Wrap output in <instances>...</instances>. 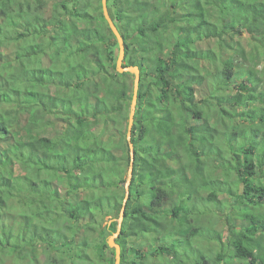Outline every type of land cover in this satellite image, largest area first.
Masks as SVG:
<instances>
[{
	"label": "trees",
	"instance_id": "1",
	"mask_svg": "<svg viewBox=\"0 0 264 264\" xmlns=\"http://www.w3.org/2000/svg\"><path fill=\"white\" fill-rule=\"evenodd\" d=\"M108 9L131 142L103 0H0V264H116L132 150L120 264H264V0Z\"/></svg>",
	"mask_w": 264,
	"mask_h": 264
},
{
	"label": "water",
	"instance_id": "2",
	"mask_svg": "<svg viewBox=\"0 0 264 264\" xmlns=\"http://www.w3.org/2000/svg\"><path fill=\"white\" fill-rule=\"evenodd\" d=\"M103 10H104V15L106 17V20L108 21L110 28L112 29V31L114 32L115 36L117 37L120 46H121V55L120 58L118 60V71L120 73H125V72H129L133 75H135V84H134V96H133V105H132V113L130 116V125H129V132H128V140L129 142H131L132 139V129L134 126V122H135V114H136V109H137V104H138V92H139V87H140V81H141V71L139 69V67H127L124 68L123 67V62H124V58H125V43H124V39L118 29V27L116 26L113 18L110 15L109 9H108V0H103ZM132 147V145H131ZM133 170H134V153L132 150V162H131V166H130V170H129V178L127 181V193H126V198H125V202L122 208V212L119 218V226H118V231L110 237L109 239V245L111 248H115L116 249V264H120L121 262V246L119 244L116 243V239L119 237L120 233H121V229H122V225H123V221H124V214H125V210H126V203L129 199V186L131 184V180H132V176H133Z\"/></svg>",
	"mask_w": 264,
	"mask_h": 264
},
{
	"label": "rangeland",
	"instance_id": "3",
	"mask_svg": "<svg viewBox=\"0 0 264 264\" xmlns=\"http://www.w3.org/2000/svg\"><path fill=\"white\" fill-rule=\"evenodd\" d=\"M55 1L56 0H49L50 3H53ZM223 38L225 40H223L220 43H222L226 49L234 48L239 42H241L243 45H246V46L248 45V40H247V38L245 36L239 37V36H236L235 34H233L231 32L225 33V35H223ZM218 42H219V40L218 41H204V42H202L200 44V47L203 48V49H209V48H212V49H215V50L216 49H220V47H219L220 45H219ZM248 49H250V47H248ZM204 212L206 213V215L204 216V220H206L207 223H212L213 221H217V219L219 218L218 210L210 212V210L206 209ZM219 222H220L221 225L224 223L223 220H221V219H220ZM195 223L200 224V221L196 220ZM201 223H202V221H201ZM201 234H207L208 235V233H205L204 230H202ZM207 235H205V237ZM223 237L224 236L222 235V238ZM195 245L196 246L198 245V240H197V243H195ZM207 247L211 248L212 246L211 247L207 246ZM23 259H24V262L22 264H32V262L30 260L31 258H30V256L28 254L24 253L23 254Z\"/></svg>",
	"mask_w": 264,
	"mask_h": 264
}]
</instances>
